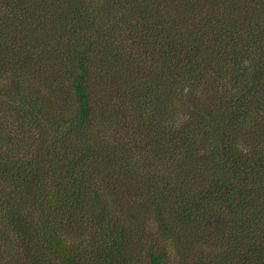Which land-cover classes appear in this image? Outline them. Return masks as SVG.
I'll list each match as a JSON object with an SVG mask.
<instances>
[{
    "label": "trees",
    "instance_id": "1",
    "mask_svg": "<svg viewBox=\"0 0 264 264\" xmlns=\"http://www.w3.org/2000/svg\"><path fill=\"white\" fill-rule=\"evenodd\" d=\"M0 72L24 264H264V0H0Z\"/></svg>",
    "mask_w": 264,
    "mask_h": 264
},
{
    "label": "rangeland",
    "instance_id": "2",
    "mask_svg": "<svg viewBox=\"0 0 264 264\" xmlns=\"http://www.w3.org/2000/svg\"><path fill=\"white\" fill-rule=\"evenodd\" d=\"M227 2V0H225ZM67 40V39H66ZM141 69H144V65L141 66ZM144 72V71H141ZM140 73V77H141ZM138 77V76H137ZM142 79V77L140 78ZM139 79V80H140ZM13 77L6 73L2 74L0 72V104L3 106V103L6 102L9 97V91H11L14 83ZM50 80H47V85L49 84ZM126 88V87H125ZM124 89L120 90L123 91ZM127 90V89H126ZM114 97V95H112ZM112 97V99H113ZM111 99V100H112ZM97 105L98 113L104 112L108 116H110V119L113 117H125L123 114H113V112L116 109L117 104L115 102H110L105 95H103ZM68 105H71L73 108L70 109L71 112H73L76 109L74 100L71 101ZM3 114V113H2ZM132 113H128V116H131ZM3 116H6V114H3ZM99 116V115H98ZM97 124L99 123V117L97 119ZM143 153H145L143 151ZM145 165V164H143ZM136 172L140 173V170H137ZM140 228L143 229V232L141 233L142 236V243H144V246L136 252L134 255V264H149L148 258L146 255L147 245L153 242L156 246L161 245V238L158 235V232L156 230V226L153 223L152 219H148L146 221V218L142 220ZM3 231V232H2ZM12 231L9 227H5L4 225H0V264H24V257H22L21 250L18 248L19 240L15 236L12 235ZM2 235V236H1ZM7 235V236H5ZM8 238V239H6ZM72 237H69L68 240H71ZM7 240V241H5ZM204 247H202V252L204 253ZM15 250V251H14ZM206 252H209L207 250ZM169 255L168 258L170 259L168 261V264H178L179 258L175 255V250L170 248L169 249ZM208 260V259H207Z\"/></svg>",
    "mask_w": 264,
    "mask_h": 264
}]
</instances>
